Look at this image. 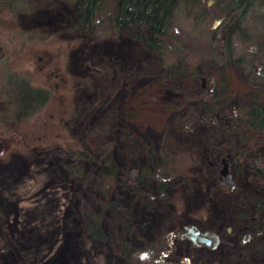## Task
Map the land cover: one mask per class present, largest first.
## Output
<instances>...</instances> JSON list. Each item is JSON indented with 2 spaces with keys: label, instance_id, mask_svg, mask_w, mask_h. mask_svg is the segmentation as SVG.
<instances>
[{
  "label": "rangeland",
  "instance_id": "obj_1",
  "mask_svg": "<svg viewBox=\"0 0 264 264\" xmlns=\"http://www.w3.org/2000/svg\"><path fill=\"white\" fill-rule=\"evenodd\" d=\"M228 2L181 3L161 55L133 38L130 26L108 28L106 13L95 29L79 28L73 0H24L19 8L0 11V264H264L251 250L254 240L242 238L240 229L264 226V210L252 216L251 191L258 190L250 162L231 160L228 170L236 182L229 188L219 181L225 156L212 158L215 174L168 201L146 202L119 188L129 202L130 237L137 242L158 232L162 239L149 241V249L134 244L129 258L111 238L114 212H104L99 202L102 162L130 159L137 165L151 150L173 148L191 165L195 136L209 132L207 125H189L191 110L203 103L264 104V77L254 83L256 73L246 64L226 63L224 41L237 17L223 13ZM255 2L243 29L230 36L233 56L264 40V7L262 0ZM22 80L46 97L29 115L17 101ZM93 210L104 212L109 240L87 232ZM191 223L217 231V244L181 239L179 231ZM169 229L178 239L166 245Z\"/></svg>",
  "mask_w": 264,
  "mask_h": 264
},
{
  "label": "trees",
  "instance_id": "obj_2",
  "mask_svg": "<svg viewBox=\"0 0 264 264\" xmlns=\"http://www.w3.org/2000/svg\"><path fill=\"white\" fill-rule=\"evenodd\" d=\"M23 1L0 0V11L5 7L9 11L12 8H19ZM225 1H229V4L223 8V13L229 17L237 15L235 22L228 25L229 36L224 41L226 63L246 64L249 71L256 73L253 82L258 83L259 78L264 77V40L252 42L254 49L247 50L246 54L233 56L230 37L235 31L243 29L249 12L256 6V0ZM184 2L190 5L197 4V0H73L75 25L79 28L87 25L95 29L102 13H106L103 21L109 26L108 28L121 31L122 28L130 26L129 33L133 38L156 55H161L166 49V42L171 40L169 28L176 16L177 8ZM259 7H264V0ZM214 37L215 33H212V38ZM215 51L216 47H211V53ZM172 66L167 65L165 71L173 74ZM181 67V65L177 66L175 71H179ZM15 91L19 107L25 110L27 115L39 108L46 98L44 90L23 80L19 81ZM217 95V90L214 89L213 96ZM187 119L191 127L194 125L209 127V132H205L206 136H195L197 139L196 143L194 142L196 144L194 150H197V153H193L192 157L188 155L191 162V165L187 164L189 167L185 165L186 160L179 159L178 152L173 148L160 153L151 150L144 159L142 158V163L138 161L137 165H134L133 160L130 159L116 164L110 161L101 163L105 182L98 191L100 208L104 212L108 210L114 212L116 227L111 238L116 241L119 252L127 258L137 250L134 244L149 249V241L160 244L162 239L161 233L158 232L154 237L138 238L137 242L130 237L132 222L127 204L129 202L121 197L119 188L141 196L146 202H149L148 197H151V200L168 201L177 192H183L185 189L189 192L199 186L200 183L197 181L206 174L211 176L215 174L216 169L212 168L213 165L209 160L223 155L229 156L236 164L243 162L253 164L251 178L258 193L256 190L251 191L254 194L252 216L264 210V104L256 100L244 106L203 103L191 110ZM182 128L188 129L190 126L184 125ZM80 150L79 148L78 151ZM177 161L179 164L184 162V166L177 164ZM81 168L79 165L76 171L80 173ZM104 212L90 211L91 221L87 226V232L95 238L109 240L110 236L103 229L104 225L101 221ZM243 216L248 217L249 214L245 213ZM240 229L242 234L245 230L242 238L254 240L251 250L258 252V255L264 258V226L256 224L251 227L242 226ZM164 236L166 245L178 239L173 229L167 230ZM161 250L164 252L163 247ZM240 252L242 254V251ZM244 255L243 253L241 257L245 258Z\"/></svg>",
  "mask_w": 264,
  "mask_h": 264
},
{
  "label": "water",
  "instance_id": "obj_3",
  "mask_svg": "<svg viewBox=\"0 0 264 264\" xmlns=\"http://www.w3.org/2000/svg\"><path fill=\"white\" fill-rule=\"evenodd\" d=\"M2 47L0 45V52ZM222 167L220 169L221 179L219 180L221 184H229V188H232L235 184V179L232 177L231 172L228 170L227 162L229 163L231 159L229 156L223 157ZM179 237H187L194 243L204 242L207 245L215 246L220 239L219 234L215 230H200L195 224H184L183 230L179 231Z\"/></svg>",
  "mask_w": 264,
  "mask_h": 264
},
{
  "label": "flooded vegetation",
  "instance_id": "obj_4",
  "mask_svg": "<svg viewBox=\"0 0 264 264\" xmlns=\"http://www.w3.org/2000/svg\"><path fill=\"white\" fill-rule=\"evenodd\" d=\"M227 157V156H226ZM221 161H222V163H224L223 162V159L221 158ZM232 165L233 163L230 161L229 163L227 162V165L229 166V165ZM220 173V172H219ZM231 174H233L232 173V171H231ZM219 179H221V173H220V175H219ZM200 230H202L201 228H200ZM184 238H186L187 240H190L189 238H187V237H184ZM184 238H181V239H184ZM194 245H197V244H199V245H203V246H207V244H205L204 242H198V243H194L192 240H190Z\"/></svg>",
  "mask_w": 264,
  "mask_h": 264
}]
</instances>
